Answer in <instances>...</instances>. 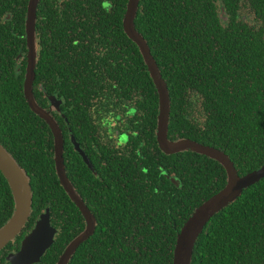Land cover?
I'll use <instances>...</instances> for the list:
<instances>
[{
	"label": "trees",
	"instance_id": "trees-1",
	"mask_svg": "<svg viewBox=\"0 0 264 264\" xmlns=\"http://www.w3.org/2000/svg\"><path fill=\"white\" fill-rule=\"evenodd\" d=\"M28 2L0 0V141L33 188L24 233L51 209L59 234L36 264H56L85 221L60 183L52 130L25 97L26 56L17 72L19 53L28 51ZM127 4L41 0L38 7L35 96L46 108V93L64 101L68 121L55 117L64 124L67 174L97 217L95 234L70 264H174L181 228L227 184L218 161L193 151L168 155L160 149L159 95L138 45L124 31ZM135 24L169 86L170 138H191L225 151L240 175L262 167L264 0H141ZM101 97L134 107L128 113L133 128L120 148H100L95 174L69 141L68 126L92 155L86 148L96 132L89 106ZM14 206L0 170V228ZM21 237L0 252V264H10L7 254L19 248ZM192 264H264V178L211 219Z\"/></svg>",
	"mask_w": 264,
	"mask_h": 264
},
{
	"label": "water",
	"instance_id": "water-1",
	"mask_svg": "<svg viewBox=\"0 0 264 264\" xmlns=\"http://www.w3.org/2000/svg\"><path fill=\"white\" fill-rule=\"evenodd\" d=\"M40 1L41 0H29L28 4L26 17L28 51L26 56L27 68L24 80V94L32 111L44 119L52 130L54 135V159L60 183L70 199L80 209L86 220L85 229L68 243L57 262V264H70L79 247L95 233L97 219L76 190L67 174L65 164V133L58 119L55 117L56 113H63L62 105L64 101L58 98L57 95L46 93L50 103L49 107L46 108L37 101L35 96L34 89L38 61L37 15ZM140 1L141 0H128L123 26L128 37L138 45L145 63L147 64L148 71L157 88V93L159 95V111L156 136L160 149L168 155L185 151H193L206 155L223 165L227 172L226 186L199 206L188 218L178 234L174 250V264H192L197 241L205 227L217 213L236 201L243 194L245 189L264 178V165L248 174L240 175L235 163L225 151L211 145L200 143L191 138H179L176 140L170 138L169 126L172 111L171 95L168 83L163 77L147 39L136 28L135 19L138 15ZM11 18L12 15L9 14L8 19ZM24 56V53L21 52L17 57L18 73L22 71V60ZM63 116H65V114H63ZM70 131L71 141L75 149L79 152L87 165L95 170L93 163L77 140L76 135L73 133L72 129ZM0 170L9 182L15 202L12 216L0 228L1 252L11 242L15 241L27 226L32 216L34 192L30 177L26 170L19 164L14 155L1 141ZM172 180L177 185L179 184L177 178L174 177ZM58 232L59 230L52 224L51 209L48 207L41 213L32 230L23 237L20 250L11 252L7 260L10 264L40 263L43 256L55 244Z\"/></svg>",
	"mask_w": 264,
	"mask_h": 264
},
{
	"label": "flooded vegetation",
	"instance_id": "flooded-vegetation-1",
	"mask_svg": "<svg viewBox=\"0 0 264 264\" xmlns=\"http://www.w3.org/2000/svg\"><path fill=\"white\" fill-rule=\"evenodd\" d=\"M62 0H56V2H58V3H60ZM28 4H29V2H28ZM27 11H28V5H27ZM26 14H27V12H26ZM7 17H9V15L7 16ZM26 17H27V15H26ZM26 36V35H25ZM27 39V38H26ZM21 52H23V51H21ZM24 53V52H23ZM20 54V53H19ZM24 55L25 56H27V53H24ZM24 59V58H23ZM27 59V58H26ZM26 68H27V65H26ZM26 71V70H25ZM103 98V99H102ZM106 97H101V98H97V99H95V100H93V102H92V104H91V106H89V113H90V117H91V119H92V122H93V124H94V127H95V130H96V132H95V134L92 136V137H90L89 136V140H90V138H91V140H92V143H87L86 144V148L87 149H89L90 150V152H91V154L92 155H90L89 156V158H90V160H91V162L93 163V165H94V161L93 160H95V158H100L101 159V157L97 154L99 151H100V148L101 147H104V148H107V149H110V150H112V148H120L122 145H124V144H126V142L128 141V138H129V136H130V133H132L131 132V128H133V126L131 125V122H133L132 121V118L130 117V115L128 114V113H131V110H133L134 109V107H128V104L127 103H125V100L123 101V100H121L120 102H117V101H115V102H111V101H109V100H106L105 99ZM123 99H125V98H123ZM62 107H63V105H62ZM129 111V112H128ZM62 112L63 113H60V116L62 117V118H64L65 119V121H68L67 120V118L66 117H64L63 116V114H65L64 113V110H63V108H62ZM56 114H59V113H56ZM59 121V124H60V126H61V128L63 129V131H64V124H63V122H61L60 120H58ZM64 121V122H65ZM66 123V122H65ZM68 128H69V133H68V135H69V141L71 142V144L73 145V147H74V149H75V146H74V144L72 143V141H71V128L68 126ZM65 132V131H64ZM66 138V137H65ZM76 138H77V140L79 141V139H78V137H77V135H76ZM80 142V141H79ZM158 142V141H157ZM80 144H81V142H80ZM159 145V144H158ZM81 146H82V148L84 149V147H83V145L81 144ZM85 150V149H84ZM75 151H77L76 149H75ZM112 151H114V150H112ZM78 152V151H77ZM78 154H79V152H78ZM95 167V166H94ZM90 168V167H89ZM94 173L96 172L97 173V170H96V168H95V170H93L92 168H90ZM95 173V174H96ZM101 184H102V182L101 183H96V185L97 186H101ZM104 186L107 188V186H108V183H105L104 182ZM85 201V200H84ZM85 203L87 204V206L89 207V209L91 210V212L94 214V216L96 217V215H95V212H94V210H93V208H94V205L90 202V201H88V200H86L85 201ZM76 205V204H75ZM77 206V205H76ZM79 209V208H78ZM80 210V209H79ZM81 212V211H80ZM81 214H82V212H81ZM82 216H83V214H82ZM83 218H84V216H83ZM96 219H97V217H96ZM84 221H85V227H86V220H85V218H84ZM28 224V223H27ZM52 224H53V222H52ZM85 229V228H84ZM83 229V230H84ZM32 230V229H31ZM30 230V231H31ZM59 230V229H58ZM30 231H28V232H25L24 233V231H23V233L21 234L22 235V237H21V239H20V244H19V248L18 249H15V250H12V251H10L8 254H7V257H8V255L11 253V252H17L18 250H20V247H21V241H22V239H23V237L27 234V233H29ZM81 232V231H80ZM79 232V233H80ZM78 233V234H79ZM58 234H59V232H58ZM57 234V235H58ZM77 234V235H78ZM95 234V233H94ZM93 234V235H94ZM20 235V236H21ZM76 235V236H77ZM92 235V236H93ZM19 236V237H20ZM75 236V237H76ZM91 236V237H92ZM90 237V238H91ZM89 238V239H90ZM18 239V238H17ZM16 239V240H17ZM88 239V240H89ZM15 240V241H16ZM14 242V241H13ZM86 242V241H85ZM84 242V243H85ZM12 243V242H11ZM68 245V244H67ZM66 245V246H67ZM7 248V247H6ZM66 248V247H65ZM63 253V252H62ZM6 257V258H7ZM59 258H60V256H59ZM59 258H58V260H59ZM58 260H57V262H58ZM9 262V261H8ZM57 262H56V264H57ZM41 263V262H40Z\"/></svg>",
	"mask_w": 264,
	"mask_h": 264
}]
</instances>
